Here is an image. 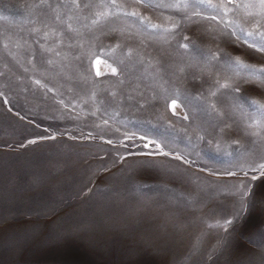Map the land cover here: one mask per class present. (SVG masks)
<instances>
[{"label": "rangeland", "instance_id": "1", "mask_svg": "<svg viewBox=\"0 0 264 264\" xmlns=\"http://www.w3.org/2000/svg\"><path fill=\"white\" fill-rule=\"evenodd\" d=\"M258 11L0 0V264H264Z\"/></svg>", "mask_w": 264, "mask_h": 264}, {"label": "snow or ice", "instance_id": "2", "mask_svg": "<svg viewBox=\"0 0 264 264\" xmlns=\"http://www.w3.org/2000/svg\"><path fill=\"white\" fill-rule=\"evenodd\" d=\"M138 3H143L145 2V0H137ZM197 3H208L209 6L211 7H216L224 16L227 15V12L229 10V6L232 5L233 0H223V2L221 4L218 5H213L211 4V0H196ZM112 3L115 4V0H112ZM79 6V5H77ZM252 5H245V7H251ZM258 6L260 11L258 12H249L248 15L249 16H259L264 18V0H258ZM127 15H137V13H126ZM195 17H199L200 20H193V23H200L202 20H208V21H216L217 17L216 16H211V17H201V14L199 12H195L194 13ZM191 19V18H189ZM224 22V21H221ZM231 21L227 22V25H230ZM258 24V22H257ZM153 28H160V25H152ZM176 25L172 24L170 27L163 29L166 32H174ZM243 32V30H241ZM224 35L229 36V37H233L235 36V32H225ZM244 35L248 36V37H253V36H258L259 39V43L253 42V43H249L248 40H244V44L247 45V47L254 49L257 52L260 53H264V31H256V32H244ZM183 40L188 41V43H182L179 46L183 49H188L189 48V44L192 43V41L189 40L188 37H183ZM215 39V37H214ZM236 40H239L240 37L236 36L235 37ZM194 47H198L195 46ZM207 57H209L211 60H217V54L215 52H208L206 53ZM224 63L230 67V68H234V71L236 73V75H239L240 73L244 74L245 79L243 80L244 83H256L261 89H264V80H259V76H264V67H260L257 68L254 65L251 64H247L244 63L243 61L239 60L238 58H235L233 56H231L228 53H224ZM113 74H115L116 70L112 69ZM257 77L256 81H252L250 79H247L248 77ZM218 87L221 89H231L234 92H239L240 90V85L239 83L233 84V83H219L217 81ZM213 95H215L216 93H212ZM251 103L256 104V101H251ZM172 107H175V104H172ZM260 107L264 108V105H260ZM32 143H35V141H32ZM109 143H111V141H109ZM163 155H167V153H162ZM178 159V157H177ZM259 170L261 171V175H264V163H260L259 164ZM254 171L256 169H253ZM252 179H257V177H252ZM241 199L239 201V207L237 209L236 212V219L237 221H239V219L244 215L245 212V200H244V196L245 193L242 192L240 194ZM226 223L228 225H232L233 221L232 220H227Z\"/></svg>", "mask_w": 264, "mask_h": 264}]
</instances>
